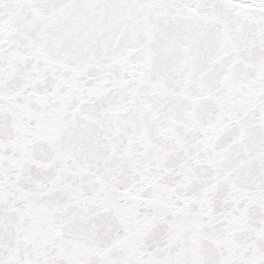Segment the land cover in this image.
<instances>
[{"label": "snow or ice", "instance_id": "obj_1", "mask_svg": "<svg viewBox=\"0 0 264 264\" xmlns=\"http://www.w3.org/2000/svg\"><path fill=\"white\" fill-rule=\"evenodd\" d=\"M0 264H264V0H0Z\"/></svg>", "mask_w": 264, "mask_h": 264}]
</instances>
